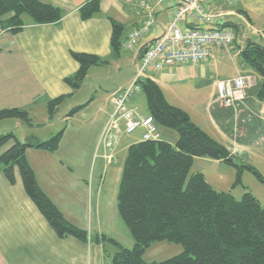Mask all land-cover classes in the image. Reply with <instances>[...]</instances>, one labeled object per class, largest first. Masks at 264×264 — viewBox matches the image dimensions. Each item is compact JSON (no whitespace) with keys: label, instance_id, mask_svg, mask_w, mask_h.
<instances>
[{"label":"crops","instance_id":"1","mask_svg":"<svg viewBox=\"0 0 264 264\" xmlns=\"http://www.w3.org/2000/svg\"><path fill=\"white\" fill-rule=\"evenodd\" d=\"M39 1L61 9L62 19L56 24L35 26L31 24L28 18H23L25 25L21 32L15 35L0 29V110L19 108L18 104L23 101L22 108H26L27 111L31 108L35 109L39 105V111H41L39 113L48 120V102L64 96L61 106L49 117L53 118V115L65 105L64 103L79 91L78 89L73 92L63 82L66 77L73 75L78 70V64L70 57V53H86L107 60L109 64L104 66L105 68L111 67L113 63L117 65L118 73L113 74L121 77L120 82L116 81L118 82L117 88H128L136 78H149L161 88L166 100V90L173 92V94H178L179 91L185 89L187 92L197 94L199 91H203L205 96L202 98L203 114L197 112L198 110L194 107L195 104L193 107L189 105L190 110L185 112L202 131L207 134L211 131L214 134L213 138L218 140L234 156L240 154L247 157L246 151L251 148V143L245 138H250L248 136H252L253 131L259 136L258 139H263L264 100H259L256 96L257 92L254 90L258 86V81L255 80L252 86L246 88L242 98L234 100L233 104L227 108L221 106L218 100L215 83L237 77H252L243 59L234 69L232 77H222L218 66L225 55L239 57L240 50L247 41L255 42L253 39L259 37L264 42V34L262 33L264 32V0H239L233 6L222 4V0H213L214 6L223 7L226 15L222 22L216 20L213 26H204V28L218 27L226 23L234 25L237 21L242 24L234 25L240 43L237 42L235 29L230 28L235 35L233 44L228 48H212L207 61L173 65L160 70L148 68L139 77L140 57L147 47L163 35L177 8L176 2L100 0V13L92 19L82 21L78 15V8L87 0ZM142 3L149 9L152 24L132 50H123L124 54L121 53L119 58L113 57L110 51L111 24L109 19H113L123 26L122 39L124 42L132 30L141 29L148 21V13L139 7V4ZM240 11L246 12L249 19L241 15ZM255 25L259 27L256 28ZM181 26L194 27L196 25L191 22L188 24L182 22ZM241 28L242 31L240 32ZM11 55L14 61L20 60L21 69L16 68L11 62L8 63L7 59ZM97 69V67H91L84 81L87 83L85 94L93 89L94 93L87 103L78 106H82L78 113L89 111L93 107L88 113L90 136L94 137L90 145V160L94 159L96 150L97 157L96 161L91 163L94 168V173L92 177L90 176L91 187L85 176L81 177L74 171L75 168H84L78 160V156L80 157L82 152L79 144L72 145L68 149V154L78 155L76 160L68 162L56 159L53 153L45 150L28 149L26 151V160L35 174L40 189L58 208L65 220L86 230L90 239L87 242H80L72 237L58 238L26 195L18 171H14L15 182L10 184L0 169V264H111V259L107 257V246L97 243L93 236L96 234L97 237V229L93 225L94 219H97L95 215L97 191L94 184H97V177L103 181L106 179L107 169H104V178H100L98 175L99 172L101 173L102 162L106 159L114 160L120 152H123L122 149L127 151L130 145L140 142L142 130H137L140 134L136 135L135 132L128 135L122 132L123 125L121 123V130L118 134L115 133V140L111 139L110 147L107 146L106 141L100 143L101 135L112 111L113 90L107 97L109 98L110 110L105 111L100 108L101 111L98 110L97 116L96 104L90 103L94 98H97L95 85H97V76L102 75V72ZM113 75H111V79ZM23 77L28 78L27 82L23 80ZM140 95V90L135 92L126 102V105L136 107L140 115L146 116L145 98ZM82 100L75 101V103L67 102V106L64 108L68 109L76 102H83ZM141 101L144 102V110L140 112L138 105ZM97 120H99L98 123ZM15 124L16 128L20 127V123L15 121ZM93 125L94 131L92 130ZM204 126L206 129H203ZM157 128L161 139L166 136L172 142L166 141L172 144L175 142L176 134ZM28 137L25 135L22 141L31 139ZM37 138L39 139V137ZM10 146L11 144H8L3 147L0 154ZM97 161L99 165L96 176ZM94 215L95 218L92 219ZM95 226H97V222ZM128 236H130L129 232ZM159 243L164 244L165 242ZM159 243H154V245ZM160 244L157 248L159 247L162 251L164 249L162 255L151 258V256L149 257L150 253H148L150 250H147L143 255L145 262L159 264L182 251L181 247L177 245L180 248L174 246L175 248L169 253L165 250L172 247L170 245L173 244L166 243L163 248ZM125 245L127 247L124 248L127 249L133 247L131 237Z\"/></svg>","mask_w":264,"mask_h":264},{"label":"trees","instance_id":"2","mask_svg":"<svg viewBox=\"0 0 264 264\" xmlns=\"http://www.w3.org/2000/svg\"><path fill=\"white\" fill-rule=\"evenodd\" d=\"M100 13V0H87L78 8L82 21ZM240 14L249 19L246 12ZM27 16L35 26L56 24L62 12L56 6L39 0H0V29L15 35L24 27ZM111 24L110 51L119 58L123 49V26L113 19ZM227 28L236 27L222 24ZM247 66L260 77L257 98L264 100V46L247 41L240 50ZM78 70L63 82L73 92L80 89L91 67L108 66V61L95 55L71 52ZM145 98L147 116L160 129L177 135L174 144L160 139L130 145L121 171L116 202L117 212L133 241L131 249H125L106 236L95 238L104 244L109 242L118 248L111 257V264H149L143 255L154 243L165 242L181 247L178 255L160 264H264V208L244 188L240 200L230 192H218L201 173L189 175L194 158H204L227 163L237 170L235 183L241 184V174L247 171L264 185V177L251 165H237L235 156L222 144L198 128L189 115L169 105L161 88L151 79H137ZM64 96L48 102L49 115L63 103ZM82 106L73 108L72 116ZM14 120L31 126L25 109L0 110V122ZM62 133L41 142L34 138L21 143L13 133L0 134V169L5 179L13 184L17 170L26 195L46 220L58 238L72 237L80 242L90 239L86 230L70 224L37 184L35 174L26 160L28 149L57 151ZM231 159V161H229ZM188 178V179H187ZM105 245V244H104Z\"/></svg>","mask_w":264,"mask_h":264},{"label":"rangeland","instance_id":"3","mask_svg":"<svg viewBox=\"0 0 264 264\" xmlns=\"http://www.w3.org/2000/svg\"><path fill=\"white\" fill-rule=\"evenodd\" d=\"M24 19H27V16L23 17ZM237 26L242 25L239 24V22H235ZM234 24V25H235ZM258 28L259 26H256ZM235 31L236 38H238V34ZM242 31V28L240 29V32ZM264 34V32H262ZM243 35V34H242ZM241 36V35H240ZM239 36V37H240ZM240 39H237V42H239ZM253 41L261 44L264 46V42L260 40V38L255 37ZM122 54L124 52L122 51ZM6 55L7 52H6ZM5 56V55H4ZM13 56L8 57V63L11 62L16 68L21 69V64L20 60L14 61ZM12 59V61H11ZM242 61V58L239 56L237 57L236 55H231L227 56L225 55L223 60L219 64V70H220V75L222 77H232L234 74V69L240 64ZM98 71L102 72V75H98L97 77V98H94L90 103H95L97 107V116H98V110L100 108L102 110L108 111L110 110L109 107V94L118 89L116 84L121 80V77H118V75H113L118 73V68L115 63L112 64L111 67L105 68V67H97ZM249 69L250 74L252 77L258 81V86L256 89V92L258 91L259 88V83H260V77L259 75L252 70L249 66H247ZM111 75H113L111 79ZM23 80L27 82L28 78L23 77ZM87 83H84L82 87H80L79 91L70 99L67 100V102L72 101V103H75V101H81L83 99V102H76V104H72L73 106H69V108H64L67 106V102L64 103L60 110L53 115V118H49L52 115H49V112L47 111L48 114V120L45 119L43 116H41V111H39V105L35 109H29L27 112L29 113V117L31 119V126H25L24 124H20L19 128H16L14 125L15 121L14 120H5L0 122V134L1 133H7L11 132L15 136L16 139H18L19 142L24 143L22 141L23 137L25 135H28L30 138L34 137L38 139L39 141L44 142L49 140L51 137H54L58 133H62L61 135V140L59 144V149L55 152H50L53 153L56 156V159L61 160V161H73L77 159V154H68V149L72 145L79 144L82 148V152L80 157L78 156V160L84 166V168L77 169L75 168V173L79 176H85L87 183H90L91 187V179L90 176L92 177L94 173V168L91 163H94L96 160V154L97 150L95 151V156L93 160H90V145L94 140V137H91V130L89 127V115L93 109L89 111L83 112V113H75L71 117H67V114L69 113L71 108L78 107L79 105H84L85 103L88 102L90 99V96L94 93V89L91 92H87L85 94V85ZM101 85V88H100ZM166 97H167V102L169 105L173 107H177L181 109L182 111H187L188 109L190 110V106L193 107V104H195L197 112L200 114H203L202 110L204 109L202 106L203 102V97L204 92L199 91L198 94L194 92H187L185 90L179 91L178 94H173V92H168V90L165 91ZM142 95V93H141ZM140 95V96H141ZM143 96V95H142ZM144 98V97H143ZM199 104V105H198ZM201 104V105H200ZM24 105V102H20L18 104V107L20 109ZM77 105V106H76ZM190 105V106H189ZM198 105V106H197ZM61 106V105H60ZM139 111L144 110V102H140L138 105ZM26 109V108H25ZM101 111V110H100ZM40 112V113H39ZM61 114V115H60ZM66 118V119H65ZM99 120H97L98 123ZM95 127L93 125V131ZM203 129H206V126L203 127ZM208 129V128H207ZM163 130V129H161ZM167 130V129H165ZM168 131V130H167ZM173 132V131H171ZM175 134V132H173ZM253 135H249L248 137L250 138H245L246 140L248 139L251 143V148H248L246 151L245 156H241L240 154L236 155L235 160L237 165H251L255 169H257L260 174L264 177V136L263 139L260 140L258 139V135L253 131ZM134 134V133H133ZM140 134L139 131H136L135 133ZM32 135V136H31ZM210 137L213 138L214 134L210 131L208 134ZM212 135V136H211ZM37 136V137H36ZM28 137V138H29ZM216 137V136H215ZM27 138V139H28ZM261 138V137H260ZM165 140H169L166 136L164 137ZM215 141L220 143L218 140L213 138ZM177 140V138H176ZM175 140V141H176ZM102 138H100V143H102ZM175 142H173L174 144ZM65 144V146H64ZM100 146V144H98ZM123 152H120L114 160L110 161L106 159V161H103L100 167L99 172V177H103L105 175L104 169H107L108 173L106 176V179L103 181L101 179H98L97 177V184H94V188L97 191V206L95 210V215L97 219L95 218V215L92 217L94 219L93 225L97 229V237L100 238V236H106L108 239L115 240L118 244H120L122 247H125L129 240L130 236H128V232L126 227L124 226L122 220L120 219L118 212H117V202H116V196H117V191H118V186H119V181H120V176H121V171L123 167V161L126 155L125 149H122ZM98 161H97V168L95 169V175L97 176V169H98ZM77 169V170H76ZM194 172L201 173L206 182L216 191L218 192H230L231 196L235 200H240L242 195L244 194V188H246L261 204V206L264 208V185L260 184L253 175L248 173L247 171H243L241 174V184H237L235 186V179L237 175V170L227 164V163H222L219 161H214L210 159H204V158H194L193 164L191 171L189 173L192 174ZM188 179V178H187ZM97 222V226H95ZM81 229V228H80ZM94 238H96V234H93ZM104 244L107 246V257L108 259H111V256L117 252L118 248L112 246L109 242L105 241ZM160 244V243H159ZM159 244H153L150 246V251H148L149 257L151 258H157L159 255H162L163 251L157 246ZM164 244H160V246L163 248V246H166ZM172 247H169V249H166L165 251H169V253L172 252V250L175 248L174 246L177 245H170ZM127 247V246H126ZM178 247V246H177ZM180 248V247H178ZM126 249V248H125ZM110 253V254H109ZM147 253V254H148ZM172 258V257H171ZM170 259V258H169ZM166 261V260H165ZM148 263V262H147ZM150 264V263H149ZM160 264V263H159Z\"/></svg>","mask_w":264,"mask_h":264},{"label":"built area","instance_id":"4","mask_svg":"<svg viewBox=\"0 0 264 264\" xmlns=\"http://www.w3.org/2000/svg\"><path fill=\"white\" fill-rule=\"evenodd\" d=\"M174 1L177 8L169 21L163 35L146 48L139 60L138 77L148 68L160 70L173 65L195 64L207 61L212 48H228L235 39L234 32L227 27L218 26L205 29L204 26H213L216 20L222 22L226 15L223 7L214 6L213 0H159ZM239 0H222V4L233 6ZM139 7L148 13V21L141 29L132 30L122 43L123 50H132L142 35L147 32L152 24V16L145 4ZM195 24L194 27H182L181 23ZM138 78H136L137 80ZM134 83L125 89L113 92L111 99L112 111L103 130L101 138L111 146L110 141L115 140V133L122 132L131 135L137 130H142L141 140L158 141L161 135L154 121L149 116H142L136 107H128L126 102L140 90ZM255 83L253 77H237L231 80H222L215 83L218 100L221 106L227 108L236 99L242 98L246 88Z\"/></svg>","mask_w":264,"mask_h":264},{"label":"water","instance_id":"5","mask_svg":"<svg viewBox=\"0 0 264 264\" xmlns=\"http://www.w3.org/2000/svg\"><path fill=\"white\" fill-rule=\"evenodd\" d=\"M229 161H231V159H229Z\"/></svg>","mask_w":264,"mask_h":264}]
</instances>
